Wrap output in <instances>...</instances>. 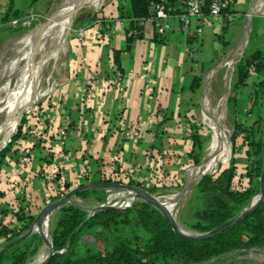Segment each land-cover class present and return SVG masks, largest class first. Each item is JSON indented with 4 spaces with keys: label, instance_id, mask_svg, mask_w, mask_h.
<instances>
[{
    "label": "crops",
    "instance_id": "crops-1",
    "mask_svg": "<svg viewBox=\"0 0 264 264\" xmlns=\"http://www.w3.org/2000/svg\"><path fill=\"white\" fill-rule=\"evenodd\" d=\"M31 1L14 0V4L30 7ZM237 3L233 2L230 9ZM239 4L238 9L218 19H193L188 32L179 17L184 7L178 0L163 22V34L153 22L142 26L139 36L128 31L129 21L119 18L117 4L108 13H98L103 17L82 25L89 35L86 42L82 44L77 35L69 41L65 77L40 104L49 120L40 139L29 138L32 133L26 132L3 164L2 224L16 226L15 210L19 207L36 217L44 206L64 195L60 193L65 190L64 181L71 190L80 184L100 182L103 173L114 170L145 183L157 171V158H162L165 175L170 173L177 183L181 181V170L191 165L187 119L194 115L204 124L200 107L204 92L198 97L200 87L191 89L194 77L202 76L201 85L206 83L208 72L211 76L231 55L239 53V47L237 51L226 49L222 39L236 14L264 16V0H242ZM259 29L253 26L251 31L260 37ZM133 34L136 37H131ZM117 50H122L120 67L113 54ZM118 70L125 76L122 89L120 81L115 86ZM104 83L106 89L98 92ZM246 88L241 89L240 99L252 95V86V91ZM212 93L217 96L214 90ZM261 112L264 114L263 108ZM254 119L247 118L243 124ZM239 156L236 161L241 169L249 160L244 154ZM72 202L83 206L88 214L98 206L92 199L74 198ZM100 237L85 235L79 249H100ZM0 244H6L4 237H0ZM45 252L44 242L36 256Z\"/></svg>",
    "mask_w": 264,
    "mask_h": 264
},
{
    "label": "trees",
    "instance_id": "trees-1",
    "mask_svg": "<svg viewBox=\"0 0 264 264\" xmlns=\"http://www.w3.org/2000/svg\"><path fill=\"white\" fill-rule=\"evenodd\" d=\"M38 1L32 0L30 7H34ZM118 1L116 10L119 18L127 19L128 31L131 30L138 35L143 28L139 25V20L153 14L151 3L157 0ZM164 1L168 6L176 2V0ZM202 1L205 17L212 19L208 8L213 0ZM3 5L0 24L10 23L14 18L21 17L24 12V8L15 6L14 0H7ZM229 12L230 8L223 14ZM98 16L96 13L88 21L92 22ZM8 30L14 32L11 27H8ZM22 30L24 29H15L16 32ZM131 37L136 36L133 34ZM228 42L223 40V44ZM263 44L264 36L259 37L256 31H253L236 66V79L232 83L231 94L226 101L227 113L233 124L231 143L234 156L228 165L220 166L215 173L202 174L195 185L187 202L191 220L183 217L184 223L192 232L204 234L238 214H243L254 199L260 196V179L264 166V114L259 111L261 105L259 104L258 107V94L259 92L264 94V78L260 76L264 71ZM121 51L117 50L113 53L118 67H120ZM251 75L256 76V81L252 85L253 96L248 101L250 104L247 107L248 111L257 112V116L247 125L239 122V109L244 103L240 95L241 89L245 87ZM201 83L202 76H195L191 89L199 88ZM187 121L192 139V147L188 151L189 163L198 166L205 157V142L211 134L204 124L199 123L196 116L193 115ZM27 122L28 118L23 116L11 141L0 150V177L3 174L6 157L16 151L21 138L26 136ZM237 154H244L249 160V163L241 169L236 161ZM161 161L162 158H157L160 164L156 169L160 173L163 167ZM125 183L145 188L142 181L131 177H128ZM63 186L65 190L61 189V194L67 193L70 188L65 181ZM163 186L166 184L160 185L156 182L147 189L154 194ZM105 190L101 187L81 190L76 198L93 199L101 204L107 200ZM56 211L51 218L50 229V240L55 254L48 264H205L209 260L219 259L226 253L243 255L248 250L264 251V200L252 215L236 222L214 237L204 240L179 237L172 230L166 217L144 200H138L132 207L126 209H93L90 215L83 206L75 202L61 206ZM35 218L33 215H26L23 208L19 207L15 210V221L22 222L20 228L11 229L1 223L0 237L5 238V243L19 237L29 230ZM87 234L94 238L101 236V248L86 246V253L79 256L80 243ZM41 239L37 233H34L20 240L16 245L0 253V264L33 262L43 243Z\"/></svg>",
    "mask_w": 264,
    "mask_h": 264
},
{
    "label": "rangeland",
    "instance_id": "rangeland-1",
    "mask_svg": "<svg viewBox=\"0 0 264 264\" xmlns=\"http://www.w3.org/2000/svg\"><path fill=\"white\" fill-rule=\"evenodd\" d=\"M74 1L75 0H39L34 7H23L24 12L21 17H18L20 19L18 23L14 22L0 25V107L4 108L10 99H12L13 104L15 103L14 106H16V104L20 106L17 108L16 116H18V120L13 134L11 137H7L8 139L5 143L0 146V150L11 141L12 136L17 132V128L23 116L28 118V123L25 125V132L32 133L29 138L35 139L36 141L40 139L39 136L41 131L48 120V117H46L48 114L46 113L47 110L42 109L40 104L48 98L52 89L56 88L57 84L65 77L68 66L67 53L69 41L76 37V30L83 28L81 26L84 24L87 25V21L91 16L96 13H101L102 11L108 13L110 10H114L113 6H116L119 2L118 0H100L96 7L78 6L72 9L70 13L74 16L68 28L58 32L60 29V26H58L55 30H50L48 35L43 39L39 35H35L33 36V40L29 39L21 42V37L35 34V32L48 26L47 24L54 19V14L57 10L67 7V5L72 4ZM241 1L242 0H238V5L236 4L230 11L233 8L238 9ZM6 3L7 0H0V4ZM2 10L3 7H0V12H2ZM244 10H247L246 6ZM100 15L103 17V14ZM104 15L109 17L108 14L104 13ZM253 26L257 30L260 28V35L264 36V29H262L264 27V16L259 15L253 17L252 15L251 18L246 15L242 16L236 14V19L228 24L222 39L229 41L224 45L226 49L236 50L239 47V53L235 56L238 52L236 50L237 52L231 55V57H229L230 59L227 61L225 60L224 65L211 76H209L210 72H208L206 83H203L198 91V97L204 92V96L200 101L201 117L204 120V126L206 128L209 127L208 130L211 134V136L208 137L209 139L205 142V157L202 163L199 166H184L180 174L181 181H178V184L177 182L170 185L166 183V186H163L162 189H158V192L153 194L167 198L168 208L170 210L175 208L172 213L179 222V225L187 231L190 230L184 223L183 217L185 216V219L191 220V213L188 210L187 202L191 197L195 185L202 177L203 173H215L220 166L228 165L234 156L231 143L233 124L229 113H227L226 99L231 93L232 83L236 79V66L243 56V48L247 45L248 38H244L246 29H248L251 34ZM8 27H11L14 32L9 31ZM18 28H23L24 30L16 32L15 29ZM204 56L207 57L208 53L205 52ZM215 62H217V59H215ZM260 76L264 78V71L261 72ZM254 81H256V76L251 75L245 85L247 87L246 90L252 91L249 87L253 85ZM213 90L217 93V96L213 95ZM251 96H253V93L252 95L248 94L247 96V94H245L241 97L244 101L239 109V121L241 124L246 122L247 118L253 116L256 118L257 116V112L248 111L247 106L250 104L248 101ZM259 104L261 105L259 111H262V108L264 111V94L260 92L258 94V107L260 106ZM5 113L6 111L0 112L1 124L5 121V118H7V114ZM213 124H218L219 127H223L225 130L228 145V149L225 153L219 154L220 141L224 134L222 128L218 129L214 127ZM0 139H2V135ZM236 156L240 157L239 154ZM205 163H209V165L204 166ZM165 170L166 168L164 169V167H162L161 173L155 172L157 177L164 178L161 179V181L167 180V178L170 177V173H166L165 175ZM111 194L109 190H105L106 198ZM51 226L52 222L48 231V239H50ZM40 231L43 233V226ZM42 241V245H44V240ZM84 248L85 247H82L78 250L79 256L86 253ZM45 254L46 252L38 257L36 256L33 262L29 264H40L38 261H40ZM205 264H264V251L248 250L245 251L243 255L229 253L225 255V257L209 260L205 262Z\"/></svg>",
    "mask_w": 264,
    "mask_h": 264
},
{
    "label": "water",
    "instance_id": "water-1",
    "mask_svg": "<svg viewBox=\"0 0 264 264\" xmlns=\"http://www.w3.org/2000/svg\"><path fill=\"white\" fill-rule=\"evenodd\" d=\"M249 36L250 35H248V40H249ZM248 40H247V43H248ZM245 47L243 48V50L245 49ZM261 173H262V176L260 179V183H261L260 196L256 199H254L251 206L248 209H246L243 214H238L234 218H232L228 221H225L224 224H222V225H220V226H218V227H216V228H214L208 232H205L204 234H198V233H195L192 231H187L184 228H182L179 225V222L177 221L176 217L173 216V214L171 213V211L167 207L166 203L161 201L159 197L153 195L152 193H150L148 191V189H146L144 187L129 185L126 183L119 184V183L110 182V181H100V182H91V183H86V184H80V186L75 187V188L69 190L67 193H65L62 197H60L59 200L52 201L49 204H47L46 206H44L40 210V212L36 216V218L34 219L35 221L32 223L29 230L26 233L20 235L17 238L10 240L6 244H4L2 247H0V253L11 248L12 246L16 245L17 243L20 242V240H23V239L29 237L30 235L37 233L40 236V238H42V240H44V242L47 246V252H46V254H45V256L42 259V262L40 264H48L51 261L50 259L55 254V251L53 249L52 240L44 237L40 231L42 226L44 225V223L48 222L49 226H50V224L52 222V219H51L52 214L57 209H59L61 206L72 203V201L76 197L77 193L80 192L81 190L91 189V188H100V187L103 189H106V190H120V191L126 190V191H129L133 194V197L135 198V202L138 200L146 201L147 203L152 205L154 208H156L160 212L161 215L166 217V219L168 220L172 230L179 237H186V238H189L192 240L208 239V238L214 237L218 233L224 231V229L230 227L231 225L235 224L236 222L244 220V218L252 215V213L259 207V205L264 200V166H263V170ZM203 174H205V173H203ZM101 208H115V207L104 206V207H96L94 209L99 210ZM69 242H70V239H69ZM68 245H69V243H68ZM227 254H229V253H226L225 255H227ZM225 255H223L221 257H225Z\"/></svg>",
    "mask_w": 264,
    "mask_h": 264
},
{
    "label": "built area",
    "instance_id": "built-area-1",
    "mask_svg": "<svg viewBox=\"0 0 264 264\" xmlns=\"http://www.w3.org/2000/svg\"><path fill=\"white\" fill-rule=\"evenodd\" d=\"M184 7V11L183 13L179 16L181 19V22L183 24V28L185 29V31H189L191 22L193 19H197L198 17H205V13L203 11V1L202 0H178ZM234 2V0H213L211 2V4L209 5V15L214 18V19H218L222 16L223 12L227 9H229L232 5V3ZM171 6H168V4L164 1V0H157V1H153L151 3V11H152V15L148 18H142L139 20V25L142 27L148 23H155L156 27H157V31L161 34H163L164 32V20H166L167 18L170 17V11H171ZM4 10V9H3ZM2 10V11H3ZM18 20H20L19 18H14L10 23H18ZM198 31H200V29H198ZM79 39V41L83 44L84 42H86L87 38H88V31L84 28H80L78 30H76L75 32ZM108 36V35H107ZM106 36V39H107ZM116 76V83L115 86L117 87V83L118 81L122 82L121 85H119V89H122V86L124 85L123 83L125 82V76L123 75V73L121 71L118 70V72L115 73ZM107 84L104 83L102 87L98 88V92H103L104 89H106ZM97 90V89H96ZM149 91V89H147V92ZM170 177L167 178V180H162L164 179L163 177L159 178L156 176V173H153V175L151 176V179H148L145 181L144 185L147 188L152 187L156 182H158V184H166L170 185V184H175L177 182V179L175 178V176L173 175H169ZM102 181H110V182H115V183H125V180L128 179L127 174H124L122 172H114V170H112L111 172H106L102 174ZM167 181V182H166ZM175 182V183H174ZM178 184V183H177ZM112 194L108 196L107 200L105 202H102L101 204H98L97 207H104V206H113L117 209H126V208H130L134 205L135 203V198L133 197V194L129 191L126 190H109ZM175 195V194H174ZM157 197H161L160 200L165 202L167 207H168V200L167 198L163 197V196H158L155 195ZM165 198V199H164ZM173 209H169L172 213ZM90 214H92V211L90 212ZM89 214V215H90ZM173 214V213H172ZM174 216V214H173ZM2 223V221H0ZM0 223V224H1ZM22 224V222L18 223L16 226H12L11 229H19L20 225ZM63 251V250H61Z\"/></svg>",
    "mask_w": 264,
    "mask_h": 264
},
{
    "label": "bare ground",
    "instance_id": "bare-ground-1",
    "mask_svg": "<svg viewBox=\"0 0 264 264\" xmlns=\"http://www.w3.org/2000/svg\"><path fill=\"white\" fill-rule=\"evenodd\" d=\"M99 2H100V0H75L72 4L67 5V7L61 8L60 10H57V12L54 14V19L51 20L49 24H47L48 26L44 27L42 30H39V31L35 32V34H29V35H27L25 37H21L22 38L21 42L27 41L29 39L33 40V38H34L33 36H35V35H39L43 39V38H45L48 35L50 30H53V29L55 30L56 28H58V26H60V29H59L58 32H60L61 30L65 29V28H68L70 26L71 20H72V18L74 16L73 14H70L72 9H75L78 6L96 7V5ZM249 34H250V31H248V29H246V34H245L244 38L245 39L248 38ZM17 43H14V44H17ZM26 45H28V44H26ZM12 46H14V45H12ZM235 56H237V55H235ZM14 104L12 102V99H10L7 102V105L4 108L0 107V112H5L6 111L5 114H7V118H5V121L2 124L0 123L1 124V126H0V136L2 135V139H0V146L2 144H4V142L8 139L7 137H11V135L13 134L16 122L18 120V116H16V113H17V108L20 107V106H17V104H16V106H14ZM213 125H214V127L218 128V129L222 128V131H223L224 134L221 137V141L219 140L220 141V152H219V154L225 153L227 151V149H228L227 148L228 145H227V141H226L227 138H226L225 130L223 129V127H219L218 124H213ZM9 133H10V135H9ZM209 163H205L204 166H206V165L208 166ZM177 199H178V197H177ZM49 227H50L49 223L45 222L44 225H43V233L42 234L46 238H47L48 233H49L48 232L49 231ZM44 256L41 258L40 261H38V263H41V261L44 258Z\"/></svg>",
    "mask_w": 264,
    "mask_h": 264
}]
</instances>
